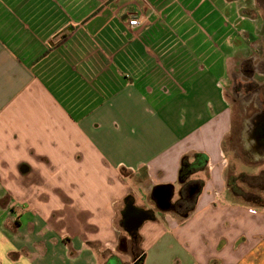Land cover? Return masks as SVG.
I'll list each match as a JSON object with an SVG mask.
<instances>
[{"label":"crops","instance_id":"crops-1","mask_svg":"<svg viewBox=\"0 0 264 264\" xmlns=\"http://www.w3.org/2000/svg\"><path fill=\"white\" fill-rule=\"evenodd\" d=\"M237 68L249 127L264 0H0V264H264V162L225 150Z\"/></svg>","mask_w":264,"mask_h":264},{"label":"rangeland","instance_id":"rangeland-1","mask_svg":"<svg viewBox=\"0 0 264 264\" xmlns=\"http://www.w3.org/2000/svg\"><path fill=\"white\" fill-rule=\"evenodd\" d=\"M234 75L235 78L239 80V82H242L241 86L244 87V85H246L244 81L247 79L245 76H243L240 68L236 69ZM235 78H233L232 80V88L229 91V96L233 103V108H234L233 133H232V139L226 142L225 144V150L228 151V155L231 158L230 169H229L230 172H233L237 169L239 170L245 168L247 166H249V168H253L256 165H259L260 163L264 162V159L257 158L255 154L251 152V150L249 149L250 147L248 145L249 143H246L247 141L245 139L246 138L245 133L248 130L247 122H250V120L252 119V117H254L257 110L256 107L254 106V99H255L254 97L256 96V94H258V92L256 91L255 86L251 90L250 94H247L245 92L246 91L245 87L244 89L242 88L240 92H238L237 87L234 85ZM263 87L264 86H262V88ZM261 99H264V93H262ZM239 158L241 159L239 160ZM27 177H30V175ZM32 180L37 182L43 181L39 174L33 175ZM64 205H66V202L62 198L56 197L53 200H51L52 207H61ZM56 214L58 215L59 213L57 212ZM117 226L123 227L121 225V222L119 223L117 222ZM137 241L139 242L140 245L143 246L141 248L144 249L145 246L142 244L141 238H137ZM172 246H175V241H173ZM118 248L120 251L122 248H124L123 242H120ZM170 257L171 258L167 261V264H176L175 256L171 255ZM128 263L129 262L123 261V264H128Z\"/></svg>","mask_w":264,"mask_h":264},{"label":"flooded vegetation","instance_id":"flooded-vegetation-1","mask_svg":"<svg viewBox=\"0 0 264 264\" xmlns=\"http://www.w3.org/2000/svg\"><path fill=\"white\" fill-rule=\"evenodd\" d=\"M259 117H260V121L258 123H256L255 120H252V124L248 127V130L245 134H246V140L249 143L248 144L250 147L249 149L252 152L256 150V151H260V152L264 153V111L263 110H262V112H260ZM259 123H260V125H259ZM179 205H182V203L180 201L176 202V203H171L170 207L176 208ZM126 211L130 215L134 216V218L131 220V221L134 220V222H132V223H136L143 216V212L141 213V212L136 211V209L130 207V204H129V207L126 209ZM135 219H136V221H135ZM125 223L128 224L129 221H126ZM143 254L144 253H142L141 255H139L135 259V261H134L135 264H141L143 262V257H144ZM113 259H116V262H114ZM107 264H123V261L119 257L111 256V258H109Z\"/></svg>","mask_w":264,"mask_h":264},{"label":"trees","instance_id":"trees-1","mask_svg":"<svg viewBox=\"0 0 264 264\" xmlns=\"http://www.w3.org/2000/svg\"><path fill=\"white\" fill-rule=\"evenodd\" d=\"M207 163H208V156L204 153H196L194 155L193 160H191L188 156H185L181 164L180 176H179L180 181H187L195 172L205 169ZM241 177H245V175H241ZM143 256H144L143 257V261H144L145 254H143Z\"/></svg>","mask_w":264,"mask_h":264},{"label":"built area","instance_id":"built-area-1","mask_svg":"<svg viewBox=\"0 0 264 264\" xmlns=\"http://www.w3.org/2000/svg\"><path fill=\"white\" fill-rule=\"evenodd\" d=\"M141 24V20H140V18H131L130 20H129V25L130 26H138V25H140Z\"/></svg>","mask_w":264,"mask_h":264},{"label":"water","instance_id":"water-1","mask_svg":"<svg viewBox=\"0 0 264 264\" xmlns=\"http://www.w3.org/2000/svg\"><path fill=\"white\" fill-rule=\"evenodd\" d=\"M164 203H166V202H163V200H161V204L162 205H165ZM165 206L168 207L169 206V203L167 202ZM113 261L116 262V259H113Z\"/></svg>","mask_w":264,"mask_h":264}]
</instances>
